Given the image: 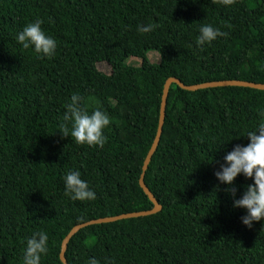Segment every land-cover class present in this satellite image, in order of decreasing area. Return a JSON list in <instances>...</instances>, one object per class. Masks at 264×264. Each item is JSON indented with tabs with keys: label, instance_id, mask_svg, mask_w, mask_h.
I'll use <instances>...</instances> for the list:
<instances>
[{
	"label": "trees",
	"instance_id": "1",
	"mask_svg": "<svg viewBox=\"0 0 264 264\" xmlns=\"http://www.w3.org/2000/svg\"><path fill=\"white\" fill-rule=\"evenodd\" d=\"M38 19L58 42L50 59L15 39ZM142 24L156 28L140 34ZM202 24L228 35L201 49ZM152 51L160 63L150 61ZM131 57L142 65H129ZM170 79L264 84V0H0V264H22L34 231L49 235L41 264H64L62 245L76 226L155 208L140 180ZM73 94L89 112L95 97L112 118L103 149L59 132ZM261 112L264 90L172 83L145 175L162 210L81 229L68 243V264L92 257L100 264H264V221L244 226L246 210L232 206L214 175L227 152L249 143L246 132L264 123ZM68 170L89 182L95 201L64 196ZM250 183L238 177L237 198Z\"/></svg>",
	"mask_w": 264,
	"mask_h": 264
},
{
	"label": "clouds",
	"instance_id": "2",
	"mask_svg": "<svg viewBox=\"0 0 264 264\" xmlns=\"http://www.w3.org/2000/svg\"><path fill=\"white\" fill-rule=\"evenodd\" d=\"M213 2L230 6L236 0H213ZM43 23L44 21L39 19L28 23L18 32L15 39L23 49L31 48L38 57L50 59L56 54L58 42L42 27ZM155 28L154 24H142L137 26V31L140 34H149ZM227 35L219 27L202 24L199 27L196 45L202 49L205 45H211L218 38ZM89 100L95 105L91 112L83 105V97L78 94L71 96L63 115V122L59 125V132L63 138L71 137L76 144L103 149L108 141L105 129L113 123V120L103 110L99 100L95 97H89ZM260 116L264 119V112H261ZM243 137H247L249 143L236 144L227 152L214 175L220 184L228 186L226 190L232 197V206L246 210V214L240 218L241 223L251 229L254 223L264 221V123H260L254 130L247 131ZM240 176L252 180L253 183L248 184L242 196L237 198L238 188L235 184ZM62 179L64 196L72 201L91 202L97 199L96 191L82 178L78 170L66 171ZM48 252V233L34 231L26 238L22 264H41L42 258ZM86 264H100V262L92 257ZM105 264L112 262L106 258Z\"/></svg>",
	"mask_w": 264,
	"mask_h": 264
},
{
	"label": "water",
	"instance_id": "3",
	"mask_svg": "<svg viewBox=\"0 0 264 264\" xmlns=\"http://www.w3.org/2000/svg\"><path fill=\"white\" fill-rule=\"evenodd\" d=\"M177 83L180 85V87L190 90V91H196L200 89H205V88H214V87H225V86H240V87H250V88H255L259 90H264V84H253V83H248V82H243V81H219V82H212V83H205L201 85H194V86H185L182 84L179 80L175 79H170L167 81L165 88H164V95H163V102H162V107H161V116H160V121H159V127H158V132L157 136L155 139V142L145 160L144 167H143V174L140 180V185L142 189L145 191V193L150 197V199L155 203V208L151 211H144V212H137V213H129V214H124L116 217H111V218H103V219H98L94 221H90L88 223H84L81 225L76 226L75 228L72 229V231L69 233V235L66 237V239L63 242L62 245V253H61V260L64 264H68L67 259L65 257V253L68 247V243L70 239L81 229L93 225V224H101V223H109V222H115L118 220L122 219H128V218H137V217H142V216H148L152 214H156L162 210V207L159 205V203L156 201L155 197L147 187L145 183V175L148 170L149 164L159 146L161 136L163 133V127L165 123V115H166V106H167V99L169 95V90L171 87L172 83Z\"/></svg>",
	"mask_w": 264,
	"mask_h": 264
},
{
	"label": "rangeland",
	"instance_id": "4",
	"mask_svg": "<svg viewBox=\"0 0 264 264\" xmlns=\"http://www.w3.org/2000/svg\"><path fill=\"white\" fill-rule=\"evenodd\" d=\"M148 57L152 63H157V64L160 63L161 58L158 52L152 51L148 54ZM127 63L129 65L139 67L142 65V60L137 57H131L128 59ZM98 68L107 74L111 73V66L106 62L98 63Z\"/></svg>",
	"mask_w": 264,
	"mask_h": 264
}]
</instances>
